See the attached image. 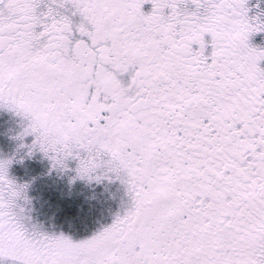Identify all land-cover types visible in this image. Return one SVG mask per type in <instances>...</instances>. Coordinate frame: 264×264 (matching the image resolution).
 Wrapping results in <instances>:
<instances>
[{
	"label": "snow or ice",
	"instance_id": "snow-or-ice-1",
	"mask_svg": "<svg viewBox=\"0 0 264 264\" xmlns=\"http://www.w3.org/2000/svg\"><path fill=\"white\" fill-rule=\"evenodd\" d=\"M256 33L262 0H0V109L20 125L0 264H264ZM36 151L70 183L118 182L111 221L74 237L34 218L9 169Z\"/></svg>",
	"mask_w": 264,
	"mask_h": 264
},
{
	"label": "rangeland",
	"instance_id": "rangeland-1",
	"mask_svg": "<svg viewBox=\"0 0 264 264\" xmlns=\"http://www.w3.org/2000/svg\"><path fill=\"white\" fill-rule=\"evenodd\" d=\"M18 128L4 116L0 120V155L13 151L17 141L11 136ZM50 163L46 156L36 151L22 163L14 161L9 169L19 181H31L28 195L34 218L43 221L45 227L63 230L74 237L90 234L101 224L111 221L123 197L118 182L97 184L77 178L70 183L69 177L74 171L71 168L49 171ZM68 163L74 166V161Z\"/></svg>",
	"mask_w": 264,
	"mask_h": 264
},
{
	"label": "flooded vegetation",
	"instance_id": "flooded-vegetation-1",
	"mask_svg": "<svg viewBox=\"0 0 264 264\" xmlns=\"http://www.w3.org/2000/svg\"><path fill=\"white\" fill-rule=\"evenodd\" d=\"M262 4H264V0H262ZM252 41L254 43H260V44H264V33H256L252 36ZM4 117H6L8 120H10L11 122H14L15 124H17L19 127L20 125L17 123L18 121V117L13 116L10 112L4 111L2 109H0V120ZM1 147V144H0Z\"/></svg>",
	"mask_w": 264,
	"mask_h": 264
}]
</instances>
